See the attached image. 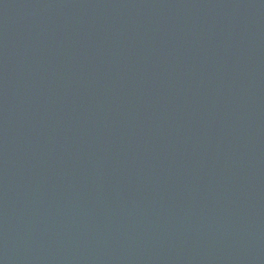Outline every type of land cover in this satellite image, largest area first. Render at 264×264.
<instances>
[{"label": "water", "instance_id": "95a60500", "mask_svg": "<svg viewBox=\"0 0 264 264\" xmlns=\"http://www.w3.org/2000/svg\"><path fill=\"white\" fill-rule=\"evenodd\" d=\"M0 264H264V0H0Z\"/></svg>", "mask_w": 264, "mask_h": 264}]
</instances>
